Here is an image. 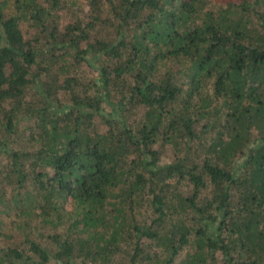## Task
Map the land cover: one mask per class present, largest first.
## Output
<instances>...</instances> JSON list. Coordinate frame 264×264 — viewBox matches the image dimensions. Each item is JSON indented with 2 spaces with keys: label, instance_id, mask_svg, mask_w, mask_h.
Segmentation results:
<instances>
[{
  "label": "trees",
  "instance_id": "obj_1",
  "mask_svg": "<svg viewBox=\"0 0 264 264\" xmlns=\"http://www.w3.org/2000/svg\"><path fill=\"white\" fill-rule=\"evenodd\" d=\"M0 264H264V0H0Z\"/></svg>",
  "mask_w": 264,
  "mask_h": 264
},
{
  "label": "rangeland",
  "instance_id": "obj_2",
  "mask_svg": "<svg viewBox=\"0 0 264 264\" xmlns=\"http://www.w3.org/2000/svg\"><path fill=\"white\" fill-rule=\"evenodd\" d=\"M235 1H238V0H235ZM63 14V17H65V19H68L69 15L68 14H65L64 12H62ZM97 65L96 63H93L91 65H88L86 66V72L88 73V75L92 76V77H95L97 75ZM241 163V160L239 159L237 164ZM183 257V255H181V258Z\"/></svg>",
  "mask_w": 264,
  "mask_h": 264
}]
</instances>
